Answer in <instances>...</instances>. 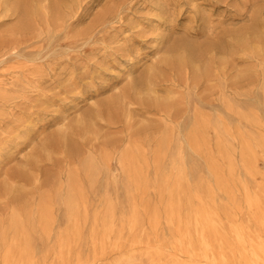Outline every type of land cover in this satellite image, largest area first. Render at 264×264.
I'll list each match as a JSON object with an SVG mask.
<instances>
[{"label":"rangeland","instance_id":"rangeland-1","mask_svg":"<svg viewBox=\"0 0 264 264\" xmlns=\"http://www.w3.org/2000/svg\"><path fill=\"white\" fill-rule=\"evenodd\" d=\"M157 1L84 0L66 18L58 34L56 55L35 63L14 56L15 52L4 54L2 49L10 42L25 41L28 35L17 30L20 16L0 15L2 225L13 212L23 217L26 210L49 199L69 180L86 188L87 160L98 162L104 156L110 181L123 184L126 174L131 177L124 170H136L149 186L140 193H114L120 212L127 211V192L137 203L162 209L165 195L154 188L175 180L170 170L175 156L159 154L161 138L168 132L173 148L184 145V123L197 114L205 135L200 154L186 158L184 169L195 171L201 183L219 190L223 231L233 246L227 217L251 236L261 230L253 219L257 211L248 207L246 199L264 195V53L244 52L236 44L233 51L227 48L236 35L264 50V0H164L170 16L159 9ZM112 9L120 10L117 22L110 20L90 41L79 36L84 30L97 29L103 14ZM203 16L212 33L208 43L183 39V31L201 33ZM254 33L261 34L260 42L252 39ZM190 43L197 47L201 65L213 77L196 80L189 63L181 72L160 65L157 94H173L175 103L181 104L179 112L161 110L150 102L138 103L132 97L129 108L117 104L119 96L132 94V84L144 78L151 64L158 63L162 51L175 46L183 54ZM217 44L222 47L214 48ZM243 71L250 74L240 77ZM230 104L234 110L227 117ZM215 111L223 118L217 129L204 122ZM79 123L94 124V134L84 136L77 128ZM64 131L71 132L77 143L73 155L60 144ZM197 181L186 183L192 186ZM10 184L21 192L17 202L5 198V186ZM100 195L90 191L88 202L98 206ZM99 241L105 243L106 256L92 264H127L131 259L135 264H153L139 251L125 246L112 252L110 241ZM86 249V255L92 257ZM235 259L229 262L236 264Z\"/></svg>","mask_w":264,"mask_h":264},{"label":"bare ground","instance_id":"bare-ground-1","mask_svg":"<svg viewBox=\"0 0 264 264\" xmlns=\"http://www.w3.org/2000/svg\"><path fill=\"white\" fill-rule=\"evenodd\" d=\"M83 1L0 0V15L20 16L21 23L17 30L28 35L25 41L10 42L8 48L2 49L4 54L15 52L14 56L26 58L32 63L54 57L58 34L66 18L79 9ZM157 4L159 9H165V15H172L168 2L158 0ZM120 14V10L107 11L96 25L97 29L84 30L79 36L90 41L99 28L102 30L110 20L117 22ZM184 32L182 38L194 42L203 39L204 43H208L212 35L207 16L201 19L200 34L196 31ZM259 36L261 34L254 33L252 39L258 41ZM231 41L228 45L230 48H227L229 52L234 50L236 44L244 52L249 50L254 55L264 53L258 43L248 44L242 36L233 35ZM220 47V44L214 46L216 49ZM174 50L176 52L172 54ZM177 51L175 46L162 51L158 63L151 64L144 78L132 84V94L119 96L117 104L129 108L131 103L128 100L132 97L138 103L150 102L161 110L179 112L181 104L175 103L173 94H157L161 88L156 85V79L162 76L160 65H171L174 67L172 70L181 72L184 64L189 63L196 80L207 79L211 75L205 65H201L195 45L190 43L183 54ZM249 74L243 71L240 77ZM226 110L227 117L231 116L234 110L232 104ZM222 119L221 114L215 111L205 117L204 122L217 129ZM199 120V115L192 114L184 123V145L177 144L173 148L168 132L161 138L159 154L169 152L175 156L170 165L175 180L154 188L165 195L162 209L159 206L151 207L147 202L137 203L127 192V211L120 212L114 193L118 190H133L136 193L147 190L149 186L142 183L143 176L136 170H124L131 177L126 174V182L119 184L116 180L108 179L109 170L105 164L107 156L98 162L87 160L86 188L76 180H69L64 188L56 189L49 199L26 210L23 217L13 212L5 225L0 223V264H92L106 256L105 243L101 244L99 239L102 242L110 241L108 247L112 252L126 246L139 251L141 256L146 254L153 264H232L229 261L235 258L236 264H264V238L261 237V234L264 236V195L255 194L246 199L248 207L257 211V217L253 216V219L261 230L257 231L256 236L232 225L231 216L227 215L228 230L235 244L233 246L223 231L217 197L219 190L201 183L195 171L184 169L186 158L200 154L205 133ZM77 128L84 136L94 134L95 130L92 123H79ZM59 140L68 155L77 152V143L71 132L64 131ZM45 153L50 158V154ZM208 174L214 176L211 170ZM189 179L198 181L191 186L186 183ZM4 191L5 198L11 202H17L21 196V192L11 184L6 185ZM90 191L101 192L98 206L88 202ZM163 226L167 228L168 234ZM86 248L92 252V257L86 255ZM134 261L131 259L127 264H135Z\"/></svg>","mask_w":264,"mask_h":264}]
</instances>
